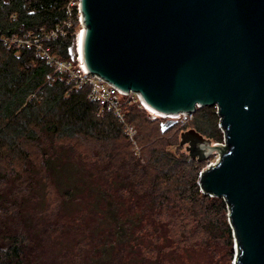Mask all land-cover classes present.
<instances>
[{
    "label": "trees",
    "instance_id": "trees-1",
    "mask_svg": "<svg viewBox=\"0 0 264 264\" xmlns=\"http://www.w3.org/2000/svg\"><path fill=\"white\" fill-rule=\"evenodd\" d=\"M67 2L0 0V264H119L133 253L132 264H164L163 256L198 246L189 242L197 233L203 247L219 237L230 262L226 202L197 184L205 161L166 150L147 111L132 103L123 111L141 144L136 156L121 122L87 86L65 73L49 85L50 64L2 41L61 27L47 45L59 59L74 58L81 27L76 8L66 25ZM189 127L212 143L222 139L214 107L197 108ZM51 242L61 256H44Z\"/></svg>",
    "mask_w": 264,
    "mask_h": 264
},
{
    "label": "water",
    "instance_id": "water-1",
    "mask_svg": "<svg viewBox=\"0 0 264 264\" xmlns=\"http://www.w3.org/2000/svg\"><path fill=\"white\" fill-rule=\"evenodd\" d=\"M77 9L88 73L163 116L217 109L223 144L189 128L179 145L197 162L220 154L197 184L226 202L233 264H264V0H78Z\"/></svg>",
    "mask_w": 264,
    "mask_h": 264
},
{
    "label": "built area",
    "instance_id": "built-area-1",
    "mask_svg": "<svg viewBox=\"0 0 264 264\" xmlns=\"http://www.w3.org/2000/svg\"><path fill=\"white\" fill-rule=\"evenodd\" d=\"M61 30V27H57L55 29L50 30H44L41 28L38 31H27L21 35L13 34L9 37L3 38L2 41L9 45H16L25 49H32L37 56H40L48 64H50L53 67L52 71L47 73L45 76L46 83H48L49 85H51L56 79H59V74L65 73L68 75L70 81L73 82V85L75 87L82 88L84 86H87L88 96L92 100L96 101L101 108L111 110L115 114V116L121 122L125 134L128 136V138L132 141L133 144H135V140L133 138L135 129L125 120L123 107L126 104L129 105L135 103L138 108L146 110L149 115L153 117H160L163 119H178L180 117L186 116H189V118H191L193 116L194 112L183 114L179 113L175 115L174 118H168L167 116L160 115L152 111L151 109L147 110V106L142 102L136 92H122L113 87L110 83H108L99 75L88 73L83 67L79 52H75L73 60H62L57 58V56H55L51 52L50 46L47 45V42L54 39L61 32ZM31 97L34 98L33 95ZM195 108L197 109V107ZM214 109L216 113L217 109L215 107ZM219 143L223 144V138L222 141ZM219 158V153H212L209 158L205 160V167L202 170L215 164L219 160ZM201 171L199 173H201Z\"/></svg>",
    "mask_w": 264,
    "mask_h": 264
},
{
    "label": "rangeland",
    "instance_id": "rangeland-1",
    "mask_svg": "<svg viewBox=\"0 0 264 264\" xmlns=\"http://www.w3.org/2000/svg\"><path fill=\"white\" fill-rule=\"evenodd\" d=\"M77 1L78 0H68V2L66 4L67 12H68V19L66 21L67 22L66 25H69L73 19L72 9L73 8L77 9ZM76 36H77V34H76ZM75 41H76V39H75ZM146 117H147V120H149L148 121L149 122V128L154 129L155 131H158L156 134L157 138L159 137L160 133H162V135H163V137H161V139L163 140L162 144L166 150H168L171 153L174 152L175 154H178V155L182 154V155L188 156V153L185 150L184 146L179 145V135L181 132L190 128L189 123H190V120L193 118V116L191 118H189V116H186V117H180L178 119H176V118L173 119V120H175V124L172 127H170L164 133L160 132V128H159V121L160 120L158 119L159 117H153V116L149 115L148 113H146ZM135 136H136V129H135V133H134V137H133L134 140H135ZM121 140H122V143L124 142L123 145H126V147L129 149L130 147L128 146V144L126 142V139L121 138ZM221 141H222V139H221ZM131 143H132V141H131ZM139 144H140V141H139ZM133 147L137 153L136 156H139L140 155L139 151L141 150V148H140L141 144L139 147V145L136 144V140H135V144H133ZM188 158H189V156H188ZM193 160H195V159H193ZM204 167H205V162L203 164V168ZM135 210H139V208H136ZM167 213L168 212L165 210V214H167ZM163 220L167 221V219L165 217ZM90 226L93 228L95 225H93L91 223ZM203 238H204V236H202L200 233H197L196 235L191 237L189 242L195 241L196 243H198V246L188 248V249H184V250L178 252V254H171L170 256H163V263L164 264H233V260H231L229 262V255L227 253V248L225 249V247L221 244L222 240H220L219 237H217L216 235L211 236V239L207 243L206 247H203L201 244V241ZM66 241H67L66 238H62L63 243H66ZM58 249H59V246H56L55 243L51 242V243L46 245V248H45L46 253L44 254V256H61V254L56 253L58 251ZM62 250H64V249H62ZM142 251H144V249H142ZM91 252H92L91 250H88V251H86L85 254L90 255ZM232 253L234 255V248H232ZM66 256H69V254H66ZM138 257L139 256L137 253H133L130 256L122 258L119 261V264H132L133 261H135Z\"/></svg>",
    "mask_w": 264,
    "mask_h": 264
},
{
    "label": "bare ground",
    "instance_id": "bare-ground-1",
    "mask_svg": "<svg viewBox=\"0 0 264 264\" xmlns=\"http://www.w3.org/2000/svg\"><path fill=\"white\" fill-rule=\"evenodd\" d=\"M76 37H77V38H76ZM76 37H75V39H76V41H75V42H76V44H75V47H76L75 52L78 53V52H80V51H79V33H77V36H76ZM146 109H147V110H150V109L147 108V107H146ZM167 117H168V118H174V116H169V115H167Z\"/></svg>",
    "mask_w": 264,
    "mask_h": 264
}]
</instances>
